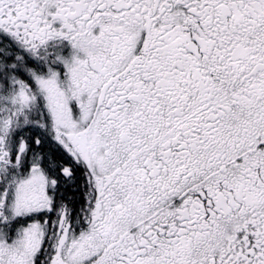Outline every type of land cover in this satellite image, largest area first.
<instances>
[{
  "label": "snow or ice",
  "instance_id": "6c2138e0",
  "mask_svg": "<svg viewBox=\"0 0 264 264\" xmlns=\"http://www.w3.org/2000/svg\"><path fill=\"white\" fill-rule=\"evenodd\" d=\"M0 264H264V0H0Z\"/></svg>",
  "mask_w": 264,
  "mask_h": 264
}]
</instances>
